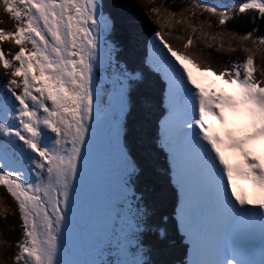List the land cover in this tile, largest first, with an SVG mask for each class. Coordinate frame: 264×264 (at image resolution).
<instances>
[{
  "label": "snow or ice",
  "instance_id": "6c2138e0",
  "mask_svg": "<svg viewBox=\"0 0 264 264\" xmlns=\"http://www.w3.org/2000/svg\"><path fill=\"white\" fill-rule=\"evenodd\" d=\"M0 14V264H264V0Z\"/></svg>",
  "mask_w": 264,
  "mask_h": 264
},
{
  "label": "rangeland",
  "instance_id": "374dc122",
  "mask_svg": "<svg viewBox=\"0 0 264 264\" xmlns=\"http://www.w3.org/2000/svg\"><path fill=\"white\" fill-rule=\"evenodd\" d=\"M204 78V79H203ZM204 86L206 87L207 90L209 91H221L225 89V86L221 85L218 81H214L213 78L210 77H201L200 78ZM244 181L242 180V184Z\"/></svg>",
  "mask_w": 264,
  "mask_h": 264
},
{
  "label": "bare ground",
  "instance_id": "6f19581e",
  "mask_svg": "<svg viewBox=\"0 0 264 264\" xmlns=\"http://www.w3.org/2000/svg\"><path fill=\"white\" fill-rule=\"evenodd\" d=\"M210 122L215 123L214 121H211V119H210ZM229 162L232 163L233 160L230 159ZM234 182L237 184L238 191L246 192L250 194V189H249V185L247 184V182H245V184H242V179H237V178H234Z\"/></svg>",
  "mask_w": 264,
  "mask_h": 264
},
{
  "label": "trees",
  "instance_id": "16d2710c",
  "mask_svg": "<svg viewBox=\"0 0 264 264\" xmlns=\"http://www.w3.org/2000/svg\"><path fill=\"white\" fill-rule=\"evenodd\" d=\"M3 16V14H0V17H2ZM5 26H7V25H5ZM231 27V26H230ZM254 63H258V58H257V61H254ZM3 192V189H0V193H2ZM180 259H185V257H180Z\"/></svg>",
  "mask_w": 264,
  "mask_h": 264
}]
</instances>
